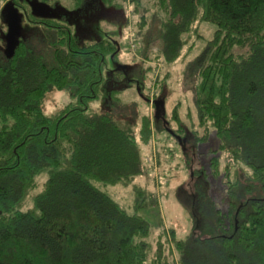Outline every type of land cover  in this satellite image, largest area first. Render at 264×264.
<instances>
[{
  "label": "trees",
  "instance_id": "1",
  "mask_svg": "<svg viewBox=\"0 0 264 264\" xmlns=\"http://www.w3.org/2000/svg\"><path fill=\"white\" fill-rule=\"evenodd\" d=\"M15 1L0 0V7ZM128 1L141 14V0ZM156 1L166 17L162 54L170 63L196 23L215 26L197 60L195 85L197 125L211 127L220 142L209 151L215 154L209 166L225 189L221 207L212 201L210 234L200 235L204 223L195 230L199 212L186 238L173 230L171 238L166 226L153 232L141 213L161 201L147 183L136 188L131 206L101 189L145 178L140 142L155 141L164 104L142 95L153 122L129 106L130 124L119 114H90L107 56L119 46L111 40L80 46L67 26L47 22L52 37L19 43L9 59L0 53V264H176L172 246L179 264H264V0ZM53 90L70 92L73 101L49 117L42 106ZM174 119L180 122L177 110ZM197 133L194 126L191 136L200 144L206 139ZM177 145L186 150L183 139ZM158 230L166 245L151 240Z\"/></svg>",
  "mask_w": 264,
  "mask_h": 264
},
{
  "label": "rangeland",
  "instance_id": "2",
  "mask_svg": "<svg viewBox=\"0 0 264 264\" xmlns=\"http://www.w3.org/2000/svg\"><path fill=\"white\" fill-rule=\"evenodd\" d=\"M108 2L115 4L108 5ZM135 9L128 0H16L13 5L0 7V53L9 59L19 43L45 41L52 37L46 26L47 22L67 26L80 46L93 45L102 40L115 42L119 46L118 52L115 56H107L103 70L104 83L99 98L91 102L89 113H111L113 116L119 114L117 120L130 124L133 115H130L128 106L138 108L139 117L148 114L151 121H155L154 110L151 106L144 105L142 95H147L151 104L160 96L164 107L161 110L162 117L156 116L155 141L147 146L138 139L149 169L145 178L128 187H100L119 204L130 202L131 206L136 188H144L143 185L147 183L150 185L147 191L155 194L161 201L160 207L152 206L141 213L153 225V232L155 226H166L171 238L173 230L175 237L181 239L186 238L192 227L199 225L195 229L198 230L204 223L206 231L201 228L200 235H209L210 228L214 227L212 201L221 207L225 189L222 178L215 179L209 166L210 158L215 156L209 151L215 150L220 142L211 127L200 129L197 125L199 111L195 105V85L198 83L197 60L206 43L213 37L215 26L196 23L182 37L184 48L181 57L170 63L162 54V21L166 17L159 11L157 1L141 0V14H135ZM139 20L144 22L141 28ZM131 38L138 44L135 54L130 47ZM148 39L152 42L146 43ZM235 53L246 54L247 50L236 49ZM112 99L116 100L110 106L106 100ZM72 101L70 92L53 90L43 102V112L49 117L59 115ZM176 110L180 122L174 119ZM191 123L197 134L206 139L200 144L194 143L191 136L194 126ZM161 124L166 125L171 132L160 129ZM179 128L186 129L189 135L178 133ZM135 131L139 135V129ZM166 133L173 138L171 141H168L169 135ZM182 139L186 150L183 148L181 151L177 142L180 143ZM164 148H172V153L169 154L168 149ZM202 169L206 176L203 179L194 178V173ZM198 212L201 215L199 214L200 221L197 224ZM158 235L159 230L154 235L156 238H151L154 239V244L160 241L166 245L165 238L168 237ZM158 246L162 245L156 244L155 248ZM172 247L175 262L179 264L177 251Z\"/></svg>",
  "mask_w": 264,
  "mask_h": 264
},
{
  "label": "built area",
  "instance_id": "3",
  "mask_svg": "<svg viewBox=\"0 0 264 264\" xmlns=\"http://www.w3.org/2000/svg\"><path fill=\"white\" fill-rule=\"evenodd\" d=\"M130 47H131L132 51H134V54H135V51L138 49V44H137V42H135L134 38L130 39Z\"/></svg>",
  "mask_w": 264,
  "mask_h": 264
}]
</instances>
